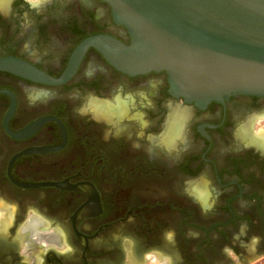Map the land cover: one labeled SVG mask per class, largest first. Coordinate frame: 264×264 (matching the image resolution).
<instances>
[{
	"label": "flooded vegetation",
	"instance_id": "1",
	"mask_svg": "<svg viewBox=\"0 0 264 264\" xmlns=\"http://www.w3.org/2000/svg\"><path fill=\"white\" fill-rule=\"evenodd\" d=\"M98 34L128 43L101 0H0V58L51 78ZM256 136L264 97L199 109L91 48L61 84L0 71V264H263Z\"/></svg>",
	"mask_w": 264,
	"mask_h": 264
},
{
	"label": "water",
	"instance_id": "2",
	"mask_svg": "<svg viewBox=\"0 0 264 264\" xmlns=\"http://www.w3.org/2000/svg\"><path fill=\"white\" fill-rule=\"evenodd\" d=\"M128 43L98 34L72 51L51 78L12 57L0 71L61 84L88 48L126 75L163 71L170 94L202 109L231 95L264 97V0H101Z\"/></svg>",
	"mask_w": 264,
	"mask_h": 264
},
{
	"label": "bare ground",
	"instance_id": "3",
	"mask_svg": "<svg viewBox=\"0 0 264 264\" xmlns=\"http://www.w3.org/2000/svg\"><path fill=\"white\" fill-rule=\"evenodd\" d=\"M255 145L263 146L264 145V138L261 136H256L254 139H252Z\"/></svg>",
	"mask_w": 264,
	"mask_h": 264
},
{
	"label": "clouds",
	"instance_id": "4",
	"mask_svg": "<svg viewBox=\"0 0 264 264\" xmlns=\"http://www.w3.org/2000/svg\"><path fill=\"white\" fill-rule=\"evenodd\" d=\"M37 2L38 0H26V3L32 4L33 6H35ZM30 102H34V101H32L30 98Z\"/></svg>",
	"mask_w": 264,
	"mask_h": 264
},
{
	"label": "rangeland",
	"instance_id": "5",
	"mask_svg": "<svg viewBox=\"0 0 264 264\" xmlns=\"http://www.w3.org/2000/svg\"><path fill=\"white\" fill-rule=\"evenodd\" d=\"M257 129H263V128H262L261 126H257L255 130L257 131ZM258 131H260V130H258ZM258 131H257V132H258ZM261 262H263V264H264V259H263ZM261 262H260V263H261Z\"/></svg>",
	"mask_w": 264,
	"mask_h": 264
}]
</instances>
